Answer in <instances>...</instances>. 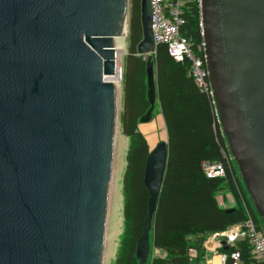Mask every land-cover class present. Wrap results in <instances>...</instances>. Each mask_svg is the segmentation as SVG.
<instances>
[{"label": "water", "instance_id": "1", "mask_svg": "<svg viewBox=\"0 0 264 264\" xmlns=\"http://www.w3.org/2000/svg\"><path fill=\"white\" fill-rule=\"evenodd\" d=\"M200 17L217 119L264 225V0H200ZM140 19L152 55L149 0ZM124 26L128 0H0V264H101L119 121L103 74ZM150 55L139 122L156 102ZM167 157L162 141L146 158L143 259Z\"/></svg>", "mask_w": 264, "mask_h": 264}, {"label": "trees", "instance_id": "2", "mask_svg": "<svg viewBox=\"0 0 264 264\" xmlns=\"http://www.w3.org/2000/svg\"><path fill=\"white\" fill-rule=\"evenodd\" d=\"M140 7L141 0H130L121 126L132 142L126 154L123 181L125 227L114 264H204L203 241L208 236L240 224L248 217L253 218L259 230L263 223L243 181L236 174V165L228 157L229 149L212 96L198 89L190 75L189 62L175 61L169 56L166 44L157 43L151 56L156 102L165 127L168 157L152 212L148 252L145 259L137 255L148 210L149 192L143 178L150 152L145 136L137 128L140 117L149 108L147 60L137 52L142 37ZM183 18L180 34L196 49L203 42L198 0L186 3ZM199 55L203 57V50ZM204 161L222 162L225 175L206 177L202 170ZM223 192H230L236 199L232 211L216 199L217 194ZM189 248L198 251L196 259H189ZM153 250L165 255H152ZM236 250L240 253L241 264H262L253 258L247 240L219 249L228 255ZM227 263L231 261L228 259Z\"/></svg>", "mask_w": 264, "mask_h": 264}, {"label": "built area", "instance_id": "3", "mask_svg": "<svg viewBox=\"0 0 264 264\" xmlns=\"http://www.w3.org/2000/svg\"><path fill=\"white\" fill-rule=\"evenodd\" d=\"M193 0H149L151 30L154 44L165 43L167 52L175 61H187L190 64V75L198 89L212 96V88L208 79V71L205 64V43L194 49L192 43L180 34V27L184 24L183 10L186 3ZM199 8H200V0ZM201 34L202 23L200 17ZM204 52L203 57L199 52ZM154 53V52H153ZM152 53V54H153ZM202 170L206 177L217 178L225 175V167L222 162L202 163ZM222 198V197H221ZM220 205L226 204L220 201ZM234 227V228H233ZM210 240V242H209ZM240 240H247L251 247V253L255 260L264 264V232L256 227L252 217H248L240 224L233 225L223 232H218L208 236L203 246L206 253L212 251V255L217 254L218 248L225 245H235ZM188 257L192 260L198 257V251L195 248H189ZM219 260L221 264H241V257L238 250L232 251L229 255L220 252ZM209 258L205 257V264H208Z\"/></svg>", "mask_w": 264, "mask_h": 264}, {"label": "rangeland", "instance_id": "4", "mask_svg": "<svg viewBox=\"0 0 264 264\" xmlns=\"http://www.w3.org/2000/svg\"><path fill=\"white\" fill-rule=\"evenodd\" d=\"M129 7H130V0H128V21H129ZM129 23V22H128ZM129 25V24H128ZM128 32L125 38V45H126V51L119 56L118 63L121 66V72H122V77L120 84L118 86V111H119V121H118V128L116 130V140H115V149H114V160L116 161V164L114 162V169H113V176H112V191L114 194H116V197L118 198L117 200V205L113 207L112 213L113 216H116V225L117 229L114 233V236L112 238V243H111V250L106 254L105 258L103 259L102 257V263L103 264H114V260L118 254L119 250V245H120V238L122 237V233L124 231L125 227V220H124V215H123V206H124V194H123V181H124V171L126 167V154L127 150L130 147V144L132 142V139L125 135L122 131V126H121V111H122V104H123V72H124V64H125V59L128 54ZM143 58L147 60L148 56L150 54H142ZM151 56V55H150ZM138 130L145 136L148 147L150 150H152L159 142L166 141V132H165V127L164 123L161 120V113L159 110V106L157 105V102H155V107L152 111L151 117L149 121L147 122H138L137 125ZM227 144V141H226ZM228 147V145H227ZM228 157L229 159L232 160L233 164L236 165V174L239 177V179L242 181L241 175L239 173L237 164L231 155V153L228 150ZM223 195V196H222ZM223 197V198H221ZM248 197H250L248 193ZM216 199L219 201H222L226 204L225 207L232 208L236 204V199L235 197L230 193V192H223L222 194L216 196ZM232 205V206H231ZM259 227L261 230L264 231L263 225L260 224ZM206 240V239H205ZM204 240V241H205ZM105 241V240H104ZM203 241V243H204ZM210 242V240H209ZM105 245V242H104ZM204 247V246H203ZM221 248V247H220ZM217 250V254L212 255V251L206 253L205 257H208L209 259L212 256H218L220 251L219 249ZM104 255V254H103ZM152 255H160L164 256L165 254L162 251L159 250H153ZM190 259V258H189Z\"/></svg>", "mask_w": 264, "mask_h": 264}, {"label": "bare ground", "instance_id": "5", "mask_svg": "<svg viewBox=\"0 0 264 264\" xmlns=\"http://www.w3.org/2000/svg\"><path fill=\"white\" fill-rule=\"evenodd\" d=\"M127 27L124 26L123 32L120 36L113 37L114 40V51H115V66H114V72L112 74H103V77L105 80L113 82L116 87L118 88L122 72H121V66L118 63L119 56L123 54L126 51V45H125V38L127 35ZM117 130V129H116ZM116 137V135H115ZM116 140V138H115ZM115 140H114V149H115ZM228 145V144H227ZM114 149H113V157H112V173H111V179H110V186H109V196H108V208H107V216H106V227H105V234H104V240L103 241V249H102V257L105 258L106 254L111 250V243L112 238L114 236V233L116 231V216H113L112 210L115 205H117V197L116 194L112 191V174L114 165L116 164V161L114 160ZM229 149V148H228ZM115 162V164H114ZM105 242V245H104ZM226 246L224 243L222 244V247ZM225 248V247H224ZM104 254V255H103ZM101 264H103L101 262Z\"/></svg>", "mask_w": 264, "mask_h": 264}, {"label": "crops", "instance_id": "6", "mask_svg": "<svg viewBox=\"0 0 264 264\" xmlns=\"http://www.w3.org/2000/svg\"><path fill=\"white\" fill-rule=\"evenodd\" d=\"M159 110H160V108H159ZM161 120L163 121L162 116H161ZM208 264H221V263H220V260H219V257L218 256H212L209 259Z\"/></svg>", "mask_w": 264, "mask_h": 264}]
</instances>
